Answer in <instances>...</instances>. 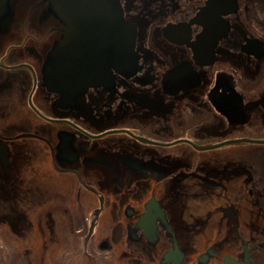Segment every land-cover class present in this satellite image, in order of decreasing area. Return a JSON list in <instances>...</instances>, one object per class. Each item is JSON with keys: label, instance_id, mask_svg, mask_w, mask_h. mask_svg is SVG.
I'll return each mask as SVG.
<instances>
[{"label": "flooded vegetation", "instance_id": "obj_1", "mask_svg": "<svg viewBox=\"0 0 264 264\" xmlns=\"http://www.w3.org/2000/svg\"><path fill=\"white\" fill-rule=\"evenodd\" d=\"M121 3L129 66L64 101L44 82L64 36L47 0L0 20L20 40L0 69L26 70L0 74L18 86L0 108V264H264V158L241 147L264 139L193 140L264 136V0Z\"/></svg>", "mask_w": 264, "mask_h": 264}, {"label": "water", "instance_id": "obj_2", "mask_svg": "<svg viewBox=\"0 0 264 264\" xmlns=\"http://www.w3.org/2000/svg\"><path fill=\"white\" fill-rule=\"evenodd\" d=\"M11 1L0 0V20L10 14ZM47 1L49 10L64 24V36L55 43L43 68L46 86L60 95V101L78 94L83 87L99 84L100 77L112 76L110 68L117 69L118 62L120 69L129 66L124 65L134 54L135 30L126 22L120 0ZM93 48L105 55L104 63H91L87 58L86 53ZM133 62L135 66L137 60L133 58ZM73 77L77 79L71 80ZM225 264L238 263L226 258Z\"/></svg>", "mask_w": 264, "mask_h": 264}, {"label": "rangeland", "instance_id": "obj_3", "mask_svg": "<svg viewBox=\"0 0 264 264\" xmlns=\"http://www.w3.org/2000/svg\"><path fill=\"white\" fill-rule=\"evenodd\" d=\"M25 1V0H24ZM35 2L39 3L41 0H34ZM22 13L25 12V10L21 11ZM20 12V13H21ZM44 14V10H43V4L40 5L37 10H36V15L35 16H39V14ZM42 17V15H41ZM18 22V21H17ZM18 25V24H17ZM17 25H15V28L17 27ZM40 25V31L41 34H37L39 37V40L43 38V36L46 34L44 29L45 23L43 24H39ZM20 28L23 30H26L27 28L24 27L23 25H20ZM43 42V41H42ZM20 43V40H17L14 37H7L4 38L2 40H0V53L3 54L2 58L4 60V64L6 65H10L11 63H13L14 58H13V51L14 49H11V46H17ZM28 45V44H27ZM21 51V50H20ZM18 58H22L23 60H26L25 56L27 57V55H23V56H18L15 55ZM3 72H7L9 74L11 73H24L26 72V70L24 69H20V70H14V71H6V70H2L0 69V74ZM2 82H0V108H2L6 102L8 97L15 93V91L17 90L18 86L16 84H10L8 83L7 85V89L6 90H2ZM256 130L252 127H247V128H241L238 130H230L229 128H223V129H219L217 130L215 135H208L207 138H205V140H200L199 139H193L196 143H200V144H211V143H217L223 140H232V139H236V138H243V139H250V138H255V139H264V138H260V137H264L262 135H259L257 133H255ZM234 147V146H231ZM242 148H253L256 149V152H262L263 154L260 155L261 158H264V146L258 147V146H249V145H241ZM257 147V148H255ZM254 158H257L254 156ZM106 219L108 220V215L106 216ZM105 231H107V227L105 228ZM10 248L8 250H4V252H9ZM127 258V257H124ZM126 260H122L121 263L122 264H127ZM264 263V262H263ZM46 264H48V262H46ZM52 264V263H51ZM73 264H77L76 262H74Z\"/></svg>", "mask_w": 264, "mask_h": 264}, {"label": "trees", "instance_id": "obj_4", "mask_svg": "<svg viewBox=\"0 0 264 264\" xmlns=\"http://www.w3.org/2000/svg\"><path fill=\"white\" fill-rule=\"evenodd\" d=\"M263 204H264V200H263Z\"/></svg>", "mask_w": 264, "mask_h": 264}]
</instances>
